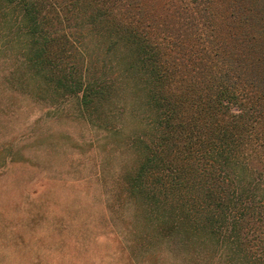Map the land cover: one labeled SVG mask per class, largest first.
<instances>
[{"label":"trees","instance_id":"1","mask_svg":"<svg viewBox=\"0 0 264 264\" xmlns=\"http://www.w3.org/2000/svg\"><path fill=\"white\" fill-rule=\"evenodd\" d=\"M3 52L35 86L6 73L9 102L69 94L105 134L114 77L90 69L127 57L115 80L134 77L145 112L117 151L132 258L264 264V0H0Z\"/></svg>","mask_w":264,"mask_h":264},{"label":"rangeland","instance_id":"2","mask_svg":"<svg viewBox=\"0 0 264 264\" xmlns=\"http://www.w3.org/2000/svg\"><path fill=\"white\" fill-rule=\"evenodd\" d=\"M3 54L0 77L14 71L15 87L34 90ZM105 58L106 69L90 71L114 77L108 106L115 112L105 118L113 130L106 134L89 125L69 94L42 88L40 102H9L0 83V264H148V256L139 263L129 254L134 207L116 183L132 159L117 151L142 127L144 102L134 77L122 86L115 80L127 57Z\"/></svg>","mask_w":264,"mask_h":264}]
</instances>
